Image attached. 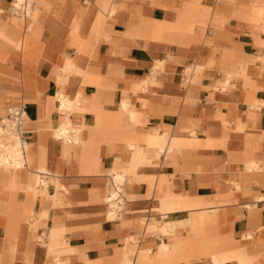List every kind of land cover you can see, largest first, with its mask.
Returning <instances> with one entry per match:
<instances>
[{"label": "crops", "instance_id": "1", "mask_svg": "<svg viewBox=\"0 0 264 264\" xmlns=\"http://www.w3.org/2000/svg\"><path fill=\"white\" fill-rule=\"evenodd\" d=\"M15 1L0 123L23 108L29 160L14 190L0 173V264H264V32L247 20L264 0H37L23 24ZM66 120L78 144L55 137Z\"/></svg>", "mask_w": 264, "mask_h": 264}, {"label": "bare ground", "instance_id": "2", "mask_svg": "<svg viewBox=\"0 0 264 264\" xmlns=\"http://www.w3.org/2000/svg\"><path fill=\"white\" fill-rule=\"evenodd\" d=\"M32 1H37V0H32ZM26 4V7H24V9L26 10V15L22 16L19 15L18 13H16V10H19L22 6V4ZM10 12L14 15H17L18 17H27L32 13V2L30 0H16L14 2V4L11 6L10 8ZM16 13V14H15ZM3 33V32H2ZM0 35H1V28H0ZM59 99L61 102V107H60V111H62L64 114L65 112L67 114L72 113V112H78L79 111V104L78 101L77 102H69V100H67L63 94L59 93ZM74 114V113H73ZM68 116V115H67ZM5 118V117H4ZM4 118H3V122L4 123ZM69 118V117H68ZM69 120V119H68ZM68 120H66L65 123H63L59 129L55 130V137L58 139H64L63 142L65 144H68V141H71L70 136H68L69 132V122ZM65 121V120H64ZM0 132L5 134V138L4 140H0V173L1 170H5L6 172L9 173L10 175V185L9 188L10 190H14L15 189V184H14V180H15V175L14 172L21 169L23 166L20 163L22 161V148L20 146V142L17 138L14 137V134L7 128L6 130H3L0 128ZM6 134H10L12 135L15 139H10L9 137H7ZM16 141V142H15ZM16 143L18 145V149L14 150V149H9L7 148V143ZM74 144H78L79 143V138L77 137L76 139H72V141ZM7 148V149H6ZM24 151H25V159L29 160L28 158V153H27V144L24 145ZM26 165V164H25ZM115 184H124L125 180V176L122 174L117 173L116 176L113 178ZM46 182V180H45ZM43 185L45 186L46 183H43ZM110 192H109V196L107 198V206H108V210L110 212V214H112V217H115V205L112 203V200L115 198V194L114 191L112 190V188H110ZM124 193V192H123ZM126 203V202H125ZM169 245H161V249L166 253V256H171V255H179L180 252H171L169 249ZM144 256V253L140 251V255L138 258V261L140 262L142 260V257ZM172 258V257H171ZM170 261V260H169ZM212 261L214 264H220V261L218 259V257L214 256L212 258ZM171 262V261H170ZM56 264H61L60 261L57 259Z\"/></svg>", "mask_w": 264, "mask_h": 264}, {"label": "built area", "instance_id": "3", "mask_svg": "<svg viewBox=\"0 0 264 264\" xmlns=\"http://www.w3.org/2000/svg\"><path fill=\"white\" fill-rule=\"evenodd\" d=\"M26 4H22L19 10H16V13L19 15H26V10L24 9ZM10 11V8H8ZM15 13V14H16ZM1 121H3L1 119ZM4 123L1 122L0 128L6 130L7 128L14 134V136L19 140L20 146L22 148V166L25 165V151L24 145L25 139L23 138V131H24V110L21 106L10 107L7 108L5 111V118ZM5 134L0 132V140H4ZM109 187L112 188L114 194L116 195L115 198L112 200V203L115 205V214H117L121 207L123 206V192L122 187L123 183L115 184L113 177L109 179Z\"/></svg>", "mask_w": 264, "mask_h": 264}, {"label": "rangeland", "instance_id": "4", "mask_svg": "<svg viewBox=\"0 0 264 264\" xmlns=\"http://www.w3.org/2000/svg\"><path fill=\"white\" fill-rule=\"evenodd\" d=\"M31 2H34V1H32L31 0ZM260 7V6H259ZM264 7V6H263ZM103 10L104 11H106L107 9H104L103 8ZM242 17H240V16H238L237 14H236V17H238V18H243V19H245V17L246 16H244V14H242L241 15ZM248 17V16H247ZM247 17H246V19H247ZM255 18H253V17H249L247 20H250L251 22L250 23H252V24H256L257 26H259L260 24H261V26H260V29L264 32V14L260 17V18H258L257 16H254ZM17 18V21L19 22V23H21V24H23V22H22V17H16ZM66 113V112H65ZM3 120V119H2ZM1 122H3V121H1ZM0 125H1V123H0ZM7 135V137H9L10 139H15L12 135H10V134H6ZM16 142V141H15ZM5 145H7V148H9V149H14V150H17L18 149V145L16 144V143H7V144H5ZM6 148V149H7ZM21 164H22V161L20 162ZM21 170H23V167L21 168V169H19V170H17V171H21ZM17 171H15L14 172V175H16V172ZM37 182H38V180H37ZM107 190H108V187H107ZM107 193H108V191H107ZM105 204V203H104ZM28 209H30V206L29 207H26V209H25V211L26 210H28Z\"/></svg>", "mask_w": 264, "mask_h": 264}]
</instances>
